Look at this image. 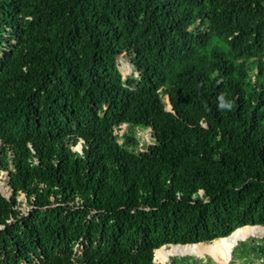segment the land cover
<instances>
[{
	"label": "trees",
	"instance_id": "obj_1",
	"mask_svg": "<svg viewBox=\"0 0 264 264\" xmlns=\"http://www.w3.org/2000/svg\"><path fill=\"white\" fill-rule=\"evenodd\" d=\"M2 172L0 264H264V0H0Z\"/></svg>",
	"mask_w": 264,
	"mask_h": 264
},
{
	"label": "rangeland",
	"instance_id": "obj_2",
	"mask_svg": "<svg viewBox=\"0 0 264 264\" xmlns=\"http://www.w3.org/2000/svg\"><path fill=\"white\" fill-rule=\"evenodd\" d=\"M119 62H120V69H121L123 75H124V76H127V75L131 74L132 66L130 65V63H129L128 59L125 57V55H121V57H120V61H119ZM166 101H167V100H166ZM144 133H145V131H144L143 128H140L139 130H138V129L136 130L137 137H138V139L140 140V148L143 149V150L147 149L148 146L151 145L152 142H153V140H151V143H148L147 139L143 136ZM79 145H81V142L79 143ZM79 145H76V146L74 147V149H75V150H79V149H78V146H79ZM4 175H5V174H4L3 172L0 174V189H1V191H2L5 195L9 196V195H10L9 187H8L7 185H5V177H4ZM21 197H22V203H23V206H25L26 208H29V206L26 204V199H25L23 196H21ZM251 237L262 238V237H264V232H263V233H258L257 236H251ZM244 241H245V240H244ZM191 255H196V254L191 253V254H185V255H173V256H179V257H182V256H191ZM173 256H171V257H173ZM196 256H197V255H196ZM207 256L210 257V258L214 261L213 257L210 256V255H205V256H203V257H199V256H197V257H198V258H202V259H204V258H206ZM171 257H170V258H171ZM154 258H155V257H154ZM170 258H169L168 260H166V261H160V260H157V259L155 258V262H156V264H169ZM247 258H248V259H247ZM247 258H243V259L237 260V261L235 262V264H252V263H254V262H258V261H260V259L255 258V256H253V255H250V256H248ZM214 263H215V261H214ZM215 264H216V263H215ZM229 264H231V260H230Z\"/></svg>",
	"mask_w": 264,
	"mask_h": 264
},
{
	"label": "built area",
	"instance_id": "obj_3",
	"mask_svg": "<svg viewBox=\"0 0 264 264\" xmlns=\"http://www.w3.org/2000/svg\"><path fill=\"white\" fill-rule=\"evenodd\" d=\"M126 126V124H122L121 125V129H120V131L122 132L123 131V129H124V127ZM138 130L140 129V127L139 128H137ZM144 129V131H145V133L143 134V136L147 139V141H148V143H151V140H153V142L152 143H154V138H153V136H152V128L151 127H145V128H143ZM200 194L202 195L203 193L202 192H200Z\"/></svg>",
	"mask_w": 264,
	"mask_h": 264
},
{
	"label": "water",
	"instance_id": "obj_4",
	"mask_svg": "<svg viewBox=\"0 0 264 264\" xmlns=\"http://www.w3.org/2000/svg\"><path fill=\"white\" fill-rule=\"evenodd\" d=\"M167 102H168V105L170 106V107H169V110H171V105H170L169 98H167ZM78 145H79V144H78ZM79 147H80V149H79V150H81V151H82V145H79ZM237 229H239V228H237ZM173 245H179V244H173Z\"/></svg>",
	"mask_w": 264,
	"mask_h": 264
},
{
	"label": "clouds",
	"instance_id": "obj_5",
	"mask_svg": "<svg viewBox=\"0 0 264 264\" xmlns=\"http://www.w3.org/2000/svg\"><path fill=\"white\" fill-rule=\"evenodd\" d=\"M230 107V105H228Z\"/></svg>",
	"mask_w": 264,
	"mask_h": 264
}]
</instances>
